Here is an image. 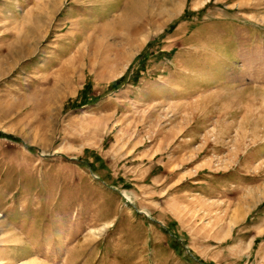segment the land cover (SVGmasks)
<instances>
[{
  "label": "rangeland",
  "instance_id": "374dc122",
  "mask_svg": "<svg viewBox=\"0 0 264 264\" xmlns=\"http://www.w3.org/2000/svg\"><path fill=\"white\" fill-rule=\"evenodd\" d=\"M0 264H264V0H0Z\"/></svg>",
  "mask_w": 264,
  "mask_h": 264
},
{
  "label": "trees",
  "instance_id": "16d2710c",
  "mask_svg": "<svg viewBox=\"0 0 264 264\" xmlns=\"http://www.w3.org/2000/svg\"><path fill=\"white\" fill-rule=\"evenodd\" d=\"M136 75H137V74H135V76H136ZM7 137L14 139L13 137H11V136H9V135H7ZM14 140H15V139H14Z\"/></svg>",
  "mask_w": 264,
  "mask_h": 264
}]
</instances>
